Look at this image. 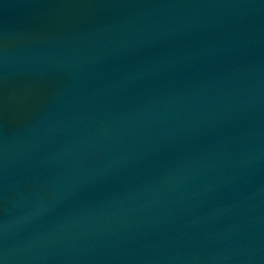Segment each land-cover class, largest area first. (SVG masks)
<instances>
[{"label":"water","instance_id":"95a60500","mask_svg":"<svg viewBox=\"0 0 264 264\" xmlns=\"http://www.w3.org/2000/svg\"><path fill=\"white\" fill-rule=\"evenodd\" d=\"M0 264H264V0H0Z\"/></svg>","mask_w":264,"mask_h":264}]
</instances>
